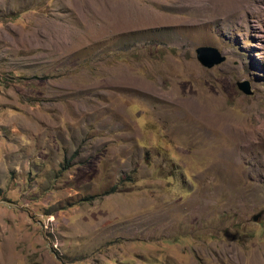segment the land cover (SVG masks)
I'll use <instances>...</instances> for the list:
<instances>
[{
    "label": "rangeland",
    "instance_id": "rangeland-1",
    "mask_svg": "<svg viewBox=\"0 0 264 264\" xmlns=\"http://www.w3.org/2000/svg\"><path fill=\"white\" fill-rule=\"evenodd\" d=\"M261 211L264 0H0V264H264Z\"/></svg>",
    "mask_w": 264,
    "mask_h": 264
},
{
    "label": "water",
    "instance_id": "water-1",
    "mask_svg": "<svg viewBox=\"0 0 264 264\" xmlns=\"http://www.w3.org/2000/svg\"><path fill=\"white\" fill-rule=\"evenodd\" d=\"M196 60L198 63L206 68H212L225 61V57L221 55L216 49L212 47L201 46L195 49ZM237 88L245 95L252 94V90L248 81H240L236 83ZM264 214L261 211L253 216V221H257L259 217Z\"/></svg>",
    "mask_w": 264,
    "mask_h": 264
}]
</instances>
